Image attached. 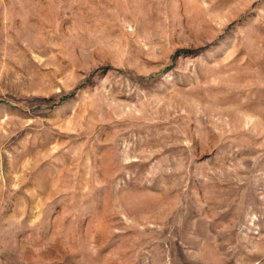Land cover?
Here are the masks:
<instances>
[{"label":"rangeland","instance_id":"rangeland-1","mask_svg":"<svg viewBox=\"0 0 264 264\" xmlns=\"http://www.w3.org/2000/svg\"><path fill=\"white\" fill-rule=\"evenodd\" d=\"M0 264H264V0H0Z\"/></svg>","mask_w":264,"mask_h":264}]
</instances>
